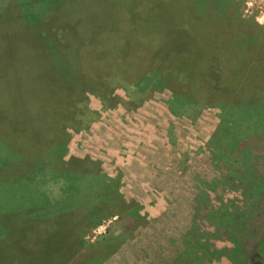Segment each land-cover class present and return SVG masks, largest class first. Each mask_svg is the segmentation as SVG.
<instances>
[{
  "label": "rangeland",
  "instance_id": "374dc122",
  "mask_svg": "<svg viewBox=\"0 0 264 264\" xmlns=\"http://www.w3.org/2000/svg\"><path fill=\"white\" fill-rule=\"evenodd\" d=\"M22 1L26 4V0ZM127 2L119 0V5ZM137 4L140 9L146 8L139 14V21L119 26L116 16H106L104 20L97 18V21L93 18L90 22L89 18L100 13L101 8L95 0H79L74 4L79 6L78 11L71 13L70 9L67 13V16L82 21L74 34L75 39L82 43L97 26L106 28L112 23L114 29L109 42L101 45H112L119 40L131 44L132 51L138 56L128 66L136 68L140 59L147 58L143 49L153 53L158 50L157 40L161 42L166 38L175 48L173 63L177 62L179 51L184 50L188 56L184 64L193 65L191 62L196 60L195 53L199 50L196 45L192 49V43L181 47L178 40L185 35L177 34L176 28L185 26L189 37L192 35L189 32L194 30L210 33L211 38L216 36L215 30L221 29L223 33L231 29L234 34L226 40V46L236 50L237 54L229 64L230 75L238 70V65L245 69L246 65L258 61L257 53L264 41V0H137ZM163 5L171 7L172 38L160 31L163 25L159 26L155 18L158 11L152 9ZM53 26L49 31L50 38L54 40L59 34H65L63 26ZM99 48L105 55V59L99 61L102 66L116 68L118 61L112 59V52L106 51L111 48ZM206 60L209 62L211 56ZM79 66L85 68H81L80 74L102 68L82 63L76 65V70ZM60 73L69 77L68 65H62ZM237 80L238 77L232 85ZM119 84L111 85L107 95L112 98L106 102L91 92L85 95L89 107L97 112L93 119L105 122L112 117L113 124L116 121L129 127L164 125L165 131L169 126L178 130L176 140L170 137L169 141L174 142L177 153L175 170L184 179L188 191L177 196L129 197L124 195L125 189L124 193L119 191L123 184L121 180H102L97 175L88 183L89 192L75 199L74 202L81 204L74 211H66L73 200L62 196L56 204L59 211L48 208L36 213V217L47 214L40 221L34 220L35 208L20 207L22 197L2 192L0 264H61L64 259L68 264L75 252L80 257L75 264H264V97L254 99L253 108L242 105L232 108L228 105L232 93L229 96L223 93L221 95L227 100L226 103L221 101L224 109L206 102L187 115L189 106L178 104L174 91L166 83L150 87L142 94L135 92L130 82ZM137 103L139 105L134 106ZM137 107H140L138 113L131 112ZM104 109L107 111L101 113ZM178 115L182 117H176ZM251 124L254 128L257 124L256 129L250 127ZM172 128H169L170 132ZM71 136L69 134V138ZM77 153L75 148L72 150L71 143L68 156ZM96 158L101 165L92 162L91 167L98 170L100 167L103 174L120 177L116 164H107L108 158H100L99 154ZM58 160L55 155H45L44 161L48 164L36 167L37 172L30 177H37L42 169L53 174L79 167L71 163L53 164ZM260 163L262 173L259 172ZM85 164L82 165L85 167ZM246 200L255 204V209L250 207L248 216L239 213L245 211ZM14 202V207L8 205ZM61 208L65 209L64 213ZM71 217L74 226L80 227L78 231L68 224ZM78 233L80 238L76 248L72 239Z\"/></svg>",
  "mask_w": 264,
  "mask_h": 264
},
{
  "label": "trees",
  "instance_id": "16d2710c",
  "mask_svg": "<svg viewBox=\"0 0 264 264\" xmlns=\"http://www.w3.org/2000/svg\"><path fill=\"white\" fill-rule=\"evenodd\" d=\"M95 1L101 12L90 17V22L93 18L97 21V18L104 20L106 16H116L119 22L117 25L128 26L138 22L139 14L146 9L135 5L137 0H128L122 6L119 5V0ZM78 2L79 0H26L25 4L22 0H0V193L8 192L22 197L20 207L35 208L33 214L34 220L37 221L43 220L47 214L36 217V213L48 208L57 210L56 204L62 196L73 200L69 202L66 211H74L81 204L74 202L75 199L89 192L88 183L98 175L93 169L87 170L86 166L79 164V167L74 169L75 173L69 171L50 174L42 171L36 174L37 177H30L37 172L35 169L39 167L44 148L51 143L57 146L63 142L65 131L73 122L72 116L80 112L87 113L79 103L85 100L88 92L106 102L112 98L110 94L107 95L112 89V84L122 85L130 82L136 89L134 91L142 94L150 87L163 86L166 83L174 91L176 102L189 106L190 112L186 113L187 115L206 102L224 109L222 103L227 100L221 95L223 93H228L227 96L232 93L228 102L232 108L239 105L253 108V100L264 97V41L257 53L258 61L246 65L245 69L238 65V70L230 75L229 64L235 60L237 54L236 50L226 46V40L234 34L231 29L223 33L221 29L215 30L216 36L211 38L210 33L194 30L189 32L192 33L189 37L185 33V26L182 29L178 27L177 34L185 35V38L178 40L181 47L192 43L191 48L197 46L199 50L195 53L196 60L191 62L193 65L184 64V59L188 58L184 50L179 51L177 62L173 63L172 53L175 48L169 45L171 40L166 38L161 42L157 40L158 50L153 53H149V49H143L142 52L147 58L140 59V65L132 68L128 64L138 55L132 51L131 44L119 40L112 42V45H101L105 41L109 42L111 31L114 29L112 23L106 28L97 26L82 43L75 39L74 34L80 29L82 21L78 17L73 19L67 16V13L70 9L71 13L78 11L79 6L74 5ZM170 8L163 5L152 9L158 11L153 13L159 26L163 25L160 31L172 38L169 25ZM240 21L243 22L244 19ZM53 24L65 28V34H59V38L53 37L56 42L48 36L54 27ZM99 47L111 48L106 51L112 52V59L118 61L116 68L102 66L99 61L104 60L105 55ZM209 56L211 60L207 62ZM82 63L102 68L80 74L85 68L79 66L76 70V65ZM65 64L68 65L69 77L60 73L62 65ZM236 77L240 80L233 86ZM223 79L225 82H222ZM169 103L171 111L174 112V107ZM137 105L139 103L134 104ZM262 124L263 122L260 123V128ZM254 125L255 128L252 124L250 127L256 129L257 124ZM260 166L259 172L262 173L263 165L260 163ZM98 176L107 180L102 175ZM247 201L245 211L239 212L246 216L251 214L250 207L255 209V204ZM14 204L15 202L8 205L14 207ZM61 212L64 213L65 209L61 208ZM68 224L73 230L80 229L79 226H74L73 217ZM250 225L251 223L249 227ZM244 226L248 227L246 224ZM79 238L78 233L72 239L76 248ZM76 253L68 264H75L80 258ZM186 256L188 257V254ZM66 261L64 259L61 264Z\"/></svg>",
  "mask_w": 264,
  "mask_h": 264
},
{
  "label": "crops",
  "instance_id": "0c3cea01",
  "mask_svg": "<svg viewBox=\"0 0 264 264\" xmlns=\"http://www.w3.org/2000/svg\"><path fill=\"white\" fill-rule=\"evenodd\" d=\"M87 95V94H86ZM87 97V96H86ZM80 101L79 106L87 110V113L73 115V122L66 129V137L59 145L49 144L44 148L38 165H46L44 156L55 155L59 159L53 164H85L86 169H93L98 175H102L107 181L121 180L119 191L124 189L129 197H145L149 195L177 196L184 195L188 190L185 181L175 167L178 164L174 140L178 130L172 127L138 125L129 127L113 124L112 117L103 122L93 119L97 112L89 107L87 98ZM80 107V108H81ZM107 109V108H105ZM100 111L101 113L107 110ZM140 107L131 111L138 113ZM176 117H182L178 115ZM138 119V118H137ZM146 128V129H145ZM169 128H172L170 132ZM71 132V133H69ZM69 134L72 136L69 138ZM77 135V138H74ZM87 135V136H86ZM170 137L173 141H169ZM74 139L75 142H74ZM75 148L77 154L68 156L70 145ZM100 158H108L107 164H116L120 169V179L113 175L103 174L98 168L91 167L100 164L96 155ZM142 156V157H141ZM95 160V161H94ZM101 165V164H100ZM88 166V167H87ZM86 170V171H87ZM48 170H39V173ZM70 172L75 173L74 169ZM69 173V171H65ZM51 174V173H50Z\"/></svg>",
  "mask_w": 264,
  "mask_h": 264
}]
</instances>
